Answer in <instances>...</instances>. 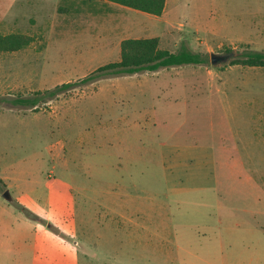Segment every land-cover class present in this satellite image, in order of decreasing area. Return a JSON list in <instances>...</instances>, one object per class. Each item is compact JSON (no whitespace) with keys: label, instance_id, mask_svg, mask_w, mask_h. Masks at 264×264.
<instances>
[{"label":"rangeland","instance_id":"obj_1","mask_svg":"<svg viewBox=\"0 0 264 264\" xmlns=\"http://www.w3.org/2000/svg\"><path fill=\"white\" fill-rule=\"evenodd\" d=\"M17 36L0 46V264H264V66L232 63L264 51V0H169L161 15L0 0V40ZM146 37L206 61L80 82ZM63 83L77 84L11 103ZM126 228L165 235L129 248L69 232Z\"/></svg>","mask_w":264,"mask_h":264},{"label":"trees","instance_id":"obj_2","mask_svg":"<svg viewBox=\"0 0 264 264\" xmlns=\"http://www.w3.org/2000/svg\"><path fill=\"white\" fill-rule=\"evenodd\" d=\"M118 4L134 8L149 14L161 15L164 11L166 0H110ZM28 42L23 37H8L0 40V46L9 45L11 48L18 49ZM206 59L201 53L195 52L186 47L180 48L178 51L161 48L157 37L146 38H128L123 40L121 44L120 60L107 63L96 69L95 72L86 76L80 82H87L95 77L104 75H120L133 74L141 71L153 72L160 68H169L185 64H201ZM232 63H242L249 66H264V51H250L243 57L236 58ZM77 83H63L40 92L41 97H17L11 101L13 105H22L27 107H35L40 102H46L61 91L74 86Z\"/></svg>","mask_w":264,"mask_h":264},{"label":"crops","instance_id":"obj_3","mask_svg":"<svg viewBox=\"0 0 264 264\" xmlns=\"http://www.w3.org/2000/svg\"><path fill=\"white\" fill-rule=\"evenodd\" d=\"M101 2H106L109 4H118L116 2L110 1V0H101ZM169 4V0H166V5H165V10ZM119 6H124L121 4H118ZM127 7V6H125ZM72 235L77 236V237H85L83 240L85 243L89 242L92 244L94 243H99L101 244H120V243H125L128 245V247L132 248L137 245L138 247H141V241L146 240L147 243L152 241L151 239H143L141 240L143 236L148 237L151 235L152 236H157L161 237L164 236L165 234L163 233L162 230H154L153 233H149L147 230H141V228H126V229H111V230H100L96 231V233H92L94 231L86 230V231H80V230H69ZM92 237V238H91ZM159 241L164 242L166 239H160ZM168 241V240H167ZM76 243H81V239L76 240ZM109 252L111 251H105L104 254H110ZM90 254L92 256L98 258V254L96 252L91 251Z\"/></svg>","mask_w":264,"mask_h":264},{"label":"water","instance_id":"obj_4","mask_svg":"<svg viewBox=\"0 0 264 264\" xmlns=\"http://www.w3.org/2000/svg\"><path fill=\"white\" fill-rule=\"evenodd\" d=\"M229 57L230 56L228 54L227 55H220V54L213 53L212 54V63H214V64L221 63L223 61H226ZM5 197L7 199L11 198L9 192L5 193Z\"/></svg>","mask_w":264,"mask_h":264}]
</instances>
